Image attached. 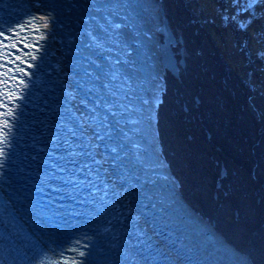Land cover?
<instances>
[{
    "label": "bare ground",
    "instance_id": "1",
    "mask_svg": "<svg viewBox=\"0 0 264 264\" xmlns=\"http://www.w3.org/2000/svg\"><path fill=\"white\" fill-rule=\"evenodd\" d=\"M32 1L39 7L34 10L46 28L42 32H47L46 38L53 43L55 39L56 43V36L50 37L49 32H54L58 18L50 3ZM232 1L235 0H194L196 7L188 0H86L85 5L91 12L95 37L109 59L106 71L128 101V110L119 114V121L133 126L128 137L141 156L139 173L147 180L146 169L154 177L171 215L193 230L206 245V251L215 256V264H264V49L260 25L255 21L251 25V19L245 29L234 23L232 16L239 5L233 6ZM186 10L190 13L186 14ZM43 13L46 17L42 18ZM242 17L248 16L245 13ZM225 19L229 24L225 25ZM162 25L175 39L169 45L173 59L182 62L175 64L176 77L158 63ZM206 25L212 28L213 46L205 37L207 30L210 35ZM239 36L246 38V49ZM215 38L231 52L234 67L242 71L243 84L233 81L232 73L231 81L223 75L226 68ZM69 40L66 36L59 38L62 48L57 49V54L63 75H58L70 81L71 93L76 98L74 85H79L75 75L68 74L72 70ZM23 76L27 79V73ZM189 95L193 96L196 109ZM47 103L54 104L52 100ZM245 117L254 127L245 128ZM199 125L207 129V138L211 137L213 144L223 152L229 150L237 165L248 169V174L242 173L245 182L242 177L236 186L224 181V187L232 186L228 200L220 194L212 198L206 174L202 172L199 177L191 169L190 152L187 153L181 137L193 134L194 148L203 149L199 146L204 142ZM251 130L253 141L245 135V131L249 134ZM224 138L233 142L234 150ZM212 143L206 144L211 150ZM186 146L191 148L188 143ZM225 174L223 170L222 175ZM143 192L151 191L145 188ZM238 193L246 201V214L236 218L229 208L232 202H239L234 200Z\"/></svg>",
    "mask_w": 264,
    "mask_h": 264
},
{
    "label": "rangeland",
    "instance_id": "2",
    "mask_svg": "<svg viewBox=\"0 0 264 264\" xmlns=\"http://www.w3.org/2000/svg\"><path fill=\"white\" fill-rule=\"evenodd\" d=\"M188 1L191 4H193L194 7H196V3L194 2V0H188ZM231 3L233 4V6L239 5V6H237L239 9H236V11H235L236 16L241 17V15L243 16V15H245V13L247 14L248 17H246V26H247V24H249L251 22V20H253V22L255 21L258 25H260L259 26V30H260L259 35L261 38L260 42L262 45V49H264L263 48L264 47V0H235V1H232ZM189 13L190 12H188L186 10V14H189ZM43 17H46V15L44 13L42 14V18ZM191 18L193 20L195 19L194 17H191ZM255 22L252 23L251 25H255L256 24ZM226 24H229L228 19H225V25ZM208 27L206 25V28H208ZM209 28H210V35L208 34L209 31L207 30L205 32L206 33L205 37L208 40V42L210 41L209 42L210 45H212V43H214V41L211 39L212 38V35H211L212 28L211 27H209ZM249 28L250 27H248V29ZM213 30H214V33L216 34L215 29H213ZM250 30H251V28H250ZM245 40H246V38H245ZM53 46H55V45H53ZM262 56L264 57V54H262ZM204 66L205 65L203 64V67ZM199 68H201V67H199ZM238 70H239L240 74L242 75V71L240 70V67L238 68ZM69 78H70V76H69ZM70 80H71V78H70ZM173 81H175V80H173ZM174 83L176 84V87L178 89L182 90V88H180L176 82H174ZM191 96L190 95L188 96L189 100L192 102L191 103L192 107L196 109V104L193 101V96L192 97ZM184 113L187 114V111L184 110ZM195 116H196V118L197 117L199 118L198 115H195ZM199 129L202 133V137L204 138V142H205V144H202L204 142L201 141L200 142L201 145H199L203 149L197 150L194 148L193 139L195 137L193 134H186V135L183 134V136L181 137L184 148L186 149L187 153L190 152L189 157L192 159V163H190L191 169L193 168V170L198 173L199 177H200L202 172H204V174H206L205 177H206V181H208L210 183L207 185H208V188L210 189V195L212 196V198H216L220 194L221 196H223L224 198H226L228 200V195H229L228 190H230V189L232 190V186L230 185V187H226V186L224 187V181L226 180L225 182H227L228 184H234L236 186V184L239 183V178L241 179V177H242V181L245 182V179H244L245 176H244V174L242 175V173H245V171H246V174H248V169H246L242 164L237 165V163L235 162L236 157L229 150H227L226 152H223L220 150V147L218 145L213 144L212 143L213 140H211V137L207 138V136L209 134H208V131L205 127L199 125ZM234 140L236 141L235 138H234ZM223 141L228 142L229 146L233 147V144H232L233 142H231L230 139L224 138ZM186 143H188L191 146V148H188L186 146ZM211 143L213 144L212 145L213 150H211V148L206 146V144L211 145ZM234 147H233V150L235 149ZM192 154H194L195 156ZM223 170L226 172V174L224 176L222 175ZM240 192H241V188H240ZM242 196H243L242 194H239V193L236 194L234 196V200L239 199L238 201L241 203L232 202V206H231V208H229L231 210V211L229 210L230 213L236 218L246 214V201L244 199H242ZM257 204H260L259 200H257ZM233 216H228V217L230 219L234 220ZM249 232L250 231H248V234H249Z\"/></svg>",
    "mask_w": 264,
    "mask_h": 264
},
{
    "label": "water",
    "instance_id": "3",
    "mask_svg": "<svg viewBox=\"0 0 264 264\" xmlns=\"http://www.w3.org/2000/svg\"><path fill=\"white\" fill-rule=\"evenodd\" d=\"M206 7V5H205ZM219 28V26H218ZM219 33L222 34V31L221 29L219 28L218 29ZM159 34H161V40H160V43H159V47H160V54H159V66L162 68V69H166L172 76L176 77V67H175V64L178 63L180 65H182V62L181 60L179 59L178 62L175 61L171 55V52L169 50V45L175 40L174 37L171 36V34L169 33L167 27L165 25H162L161 28L159 29ZM220 34V35H221ZM251 35V33L248 31V37ZM223 38L224 36L221 35ZM176 39L178 40L179 39V36L176 37ZM215 41H216V44L219 48V51L221 53V62L223 63L224 67L226 69H224V74L225 77H227L229 79V81H231V77H230V73H232V75H237L238 77H240L239 79L240 80H243V75L240 74L238 68L236 69L234 66V60L232 59V56H231V52L225 50V47L223 45H221L222 43L218 40V38H215ZM236 70H235V69ZM235 70V71H234ZM235 74H234V73ZM224 77V78H225ZM237 78V77H236ZM232 84H234L233 82H231ZM196 99V98H195ZM183 108H185L183 106ZM246 127H250L252 128L250 122L248 121V119L245 117V128ZM263 133V131H262ZM254 134V131L251 130V132L248 134L247 131H245V135L249 136L248 138L251 140V136H253ZM264 134V133H263ZM253 141V140H251ZM223 173V172H222Z\"/></svg>",
    "mask_w": 264,
    "mask_h": 264
},
{
    "label": "flooded vegetation",
    "instance_id": "4",
    "mask_svg": "<svg viewBox=\"0 0 264 264\" xmlns=\"http://www.w3.org/2000/svg\"><path fill=\"white\" fill-rule=\"evenodd\" d=\"M232 17H233V21L235 20L234 23H237L238 22L240 25H242V27H244L243 29L246 28V19L245 18H243L242 16L241 17H238L236 15H233ZM239 37L241 38V41L243 40L242 43H241V46H244L246 44V40H244L245 38L243 39L241 36H239ZM245 49H246V45H245ZM233 81H235V82L237 81L239 84H243L241 80H240L241 82H239L238 78H236L235 75H234Z\"/></svg>",
    "mask_w": 264,
    "mask_h": 264
},
{
    "label": "snow or ice",
    "instance_id": "5",
    "mask_svg": "<svg viewBox=\"0 0 264 264\" xmlns=\"http://www.w3.org/2000/svg\"><path fill=\"white\" fill-rule=\"evenodd\" d=\"M0 34H2V33H0ZM4 126L7 127V121L4 122ZM3 142H4L3 140H0V143H3ZM0 155H3V149L2 148H0ZM2 167H3V164L0 163V168H2ZM81 255H83V253H81Z\"/></svg>",
    "mask_w": 264,
    "mask_h": 264
}]
</instances>
